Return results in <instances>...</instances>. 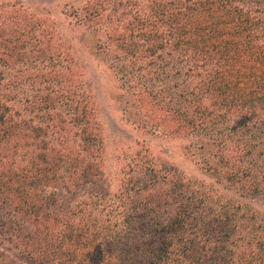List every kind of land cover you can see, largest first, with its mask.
Listing matches in <instances>:
<instances>
[{"label": "trees", "instance_id": "obj_1", "mask_svg": "<svg viewBox=\"0 0 264 264\" xmlns=\"http://www.w3.org/2000/svg\"><path fill=\"white\" fill-rule=\"evenodd\" d=\"M2 7L0 264H264V0H85L67 15L129 122L186 142L204 176L136 143L111 188L98 101L56 22Z\"/></svg>", "mask_w": 264, "mask_h": 264}, {"label": "rangeland", "instance_id": "obj_2", "mask_svg": "<svg viewBox=\"0 0 264 264\" xmlns=\"http://www.w3.org/2000/svg\"><path fill=\"white\" fill-rule=\"evenodd\" d=\"M85 0H0V7L7 4H18L32 14L53 19L62 35L63 44L74 52L78 67L84 73L98 101L100 118L103 123L105 138V154H107L106 181L108 188L116 185L121 177L122 160L127 159L140 146L149 148L159 159L165 158L176 163L188 176H204L196 170L184 156L186 142L142 133L129 122L125 106L120 101L121 93L114 74L105 63L93 54L94 41L86 29L76 26V22L67 16L74 8H80ZM55 51L62 49L57 38L53 44ZM124 161V160H123ZM209 181V180H207Z\"/></svg>", "mask_w": 264, "mask_h": 264}]
</instances>
